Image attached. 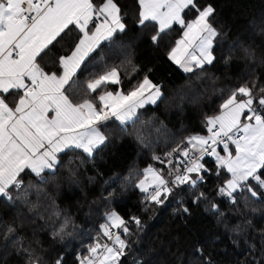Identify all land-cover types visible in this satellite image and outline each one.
<instances>
[{"label": "snow or ice", "instance_id": "obj_1", "mask_svg": "<svg viewBox=\"0 0 264 264\" xmlns=\"http://www.w3.org/2000/svg\"><path fill=\"white\" fill-rule=\"evenodd\" d=\"M215 16L213 4L201 5L198 0H132L131 5L132 25L142 32L152 25V32L144 33L152 46L159 47L163 36L179 26L178 38L167 48V60L197 79L205 76L206 66L215 67L220 60L230 64L236 48L233 43L227 56L217 55L220 41L228 34L217 26ZM129 30V12L118 0H0V205H27L29 212L38 215L37 204L29 199L33 190L47 196L41 185L51 180L59 186L58 177L76 183L84 164L111 142L103 130L108 122H118L125 132L139 119V110L164 98L162 85L148 73L138 80L133 77L125 88L119 67L108 66L110 54L124 47L123 36ZM66 37L63 48L57 49ZM239 50L244 58H256L251 47ZM45 56L51 60L50 67L40 62ZM89 61H98L101 70L81 82L78 78ZM109 86L117 87L109 90ZM77 88L82 89L79 98ZM202 125L206 134L184 137L164 158L153 154V160L167 164L171 179L152 165L143 169V178L135 186L144 194L145 211L177 195L179 210L189 213L180 194L184 190L192 204L204 202L220 216L213 195L226 197L232 205L247 200L244 193L253 198L264 195V86L255 78L235 86L221 97L215 111L203 116ZM137 140L144 143L139 134ZM224 173L227 176L210 193L209 178L220 180ZM53 215L57 218L53 224L59 223L61 212L55 209ZM18 217L19 223L0 222L4 241L0 264H11L9 243L14 245L13 253L26 258L25 264H45L38 249L20 235L23 213ZM105 220L100 232L108 242L95 238L86 255H77L79 264H122L130 241L112 229H122L128 237L132 235L129 223L142 226L139 216L125 220L116 211H107ZM67 223L65 218L53 235H62ZM260 252L257 264H264V248ZM55 264H63L62 258Z\"/></svg>", "mask_w": 264, "mask_h": 264}, {"label": "trees", "instance_id": "obj_2", "mask_svg": "<svg viewBox=\"0 0 264 264\" xmlns=\"http://www.w3.org/2000/svg\"><path fill=\"white\" fill-rule=\"evenodd\" d=\"M118 2L129 12L130 30L123 36L124 47L110 54L108 66L119 67L125 88L133 77L138 80L148 73L154 82L162 85L164 98L157 105H146L145 109L139 110V119L135 124L127 125L125 132L120 131L118 122H108L103 130L112 137L111 142L96 153L94 160L84 164L76 183L58 177L59 186L51 180L49 185H41L47 196L38 195L33 190L29 199L37 204L38 215L29 212L27 205L18 208L0 205V222L9 223L15 219L19 223L18 213H23L20 235L25 236L26 244L38 249L45 264H55L60 258L63 264H79L77 255H86L87 245L97 237L102 238L100 225L105 222V213L113 209L125 220L132 216H139L142 220L139 228L135 223L128 224L131 236L124 237L122 229H116L122 238L130 241L126 257L121 258L122 264H133L135 260L141 264H249L250 261L257 264L260 249L264 248V195L253 198L244 193L247 200L241 198L237 205L228 203L226 197L213 195L212 201L219 204V212L223 213L220 216L204 202L192 204L191 197L184 190L180 194L184 206L190 208L189 213L179 210L177 195L170 196L163 205H150V210L145 211L144 194L135 185L142 179L143 169L147 166L161 169L166 165L153 160V154L164 158V153L184 137L206 134L203 116L215 111L221 97L227 96L235 86L252 78L264 86V0H198L201 5L213 4L216 24L223 26L228 34L220 41L217 55L227 56L233 43L236 45L232 49L230 64L225 66L220 60L215 67L206 66L202 79L183 73L167 60V48L178 38L179 26L163 36L159 47L152 46L144 36V33L152 32V25L149 24L143 32L136 28L131 23L132 0ZM66 41L67 37L56 48H63ZM242 47H251L256 58H244L239 50ZM40 62L51 66L49 56ZM100 70L98 61H89L87 70L78 79L83 82ZM190 76L192 86H189ZM116 87L109 86V90ZM81 95L82 89L77 88L76 98ZM137 134L144 143L137 140ZM173 159L175 165V156ZM206 160L215 167L211 158L206 157ZM226 176L224 173L220 180L214 176L209 178L207 188L210 193L215 192L216 184ZM165 178L171 179L168 175ZM55 209L61 212L57 224L52 222L57 219L53 215ZM65 218L68 223L64 233L54 236L53 230H58ZM0 243L4 241L0 240ZM13 246L8 244L11 253L8 260L11 264H25L24 256L12 252ZM198 248L202 253L196 251Z\"/></svg>", "mask_w": 264, "mask_h": 264}, {"label": "rangeland", "instance_id": "obj_3", "mask_svg": "<svg viewBox=\"0 0 264 264\" xmlns=\"http://www.w3.org/2000/svg\"><path fill=\"white\" fill-rule=\"evenodd\" d=\"M193 94H199V92H194ZM192 100H193V101L195 100V95L192 97ZM165 166L167 167L166 169H165ZM165 166L160 167L162 170H165V171H162L161 169H159V168H157V167H155V166H153V167H155L157 170H160V171H162L165 175H167V173H168V171H169V168H168L167 164H166ZM142 178H143V177H142ZM53 189H55V187H53ZM111 211H116L117 214L120 215V213H119L117 210H115V209H113V210H111ZM120 216H121V215H120ZM121 217H122V216H121ZM104 223H106V220H105ZM117 230H119V229H117ZM99 240H100L101 243L107 242L106 240L104 241V237H103V235H102V238H101V239L99 238Z\"/></svg>", "mask_w": 264, "mask_h": 264}, {"label": "built area", "instance_id": "obj_4", "mask_svg": "<svg viewBox=\"0 0 264 264\" xmlns=\"http://www.w3.org/2000/svg\"><path fill=\"white\" fill-rule=\"evenodd\" d=\"M112 231L116 232L117 230L116 229H112Z\"/></svg>", "mask_w": 264, "mask_h": 264}]
</instances>
